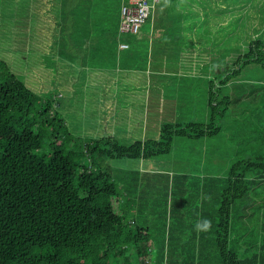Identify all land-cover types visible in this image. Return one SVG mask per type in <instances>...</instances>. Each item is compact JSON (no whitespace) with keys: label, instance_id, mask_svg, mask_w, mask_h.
Masks as SVG:
<instances>
[{"label":"trees","instance_id":"1","mask_svg":"<svg viewBox=\"0 0 264 264\" xmlns=\"http://www.w3.org/2000/svg\"><path fill=\"white\" fill-rule=\"evenodd\" d=\"M124 4L0 0L4 48L16 45L10 41L23 27L14 58L38 67L36 59L49 56L58 66L73 62L79 39L102 42L109 54L129 51L146 35L141 27L120 31ZM146 21L154 51L180 59L178 75L165 83L207 95L202 119L181 105L179 121L162 125L157 139L127 146L102 137L81 145L49 101L41 106L0 61V264H264V0H157ZM223 132L239 139L238 148L216 152V164L208 162L216 149L193 156L200 140ZM176 142L188 148L179 174L113 176L101 166L170 155ZM147 217L164 222L166 238L151 235ZM201 219L212 222L207 232L195 229Z\"/></svg>","mask_w":264,"mask_h":264},{"label":"rangeland","instance_id":"2","mask_svg":"<svg viewBox=\"0 0 264 264\" xmlns=\"http://www.w3.org/2000/svg\"><path fill=\"white\" fill-rule=\"evenodd\" d=\"M150 23L146 21L140 29L141 35H146V38H140L139 43L133 44L129 51H114L109 54L104 52V43L103 45L102 42H98V45L96 41L87 43L85 39L83 45L78 44L82 40L79 39L74 46L77 53L76 59H72L73 62L65 61L62 64L60 62L58 66L57 61L51 56L46 59L37 58L36 60L42 61L41 67L37 64L32 65L27 60H21V56L14 58V54L20 55L22 51V43L25 40L23 27H20L19 35L10 41L16 44L14 50V46L6 45L4 48L6 42L4 25H0V61L5 59L7 67L41 97L43 102L41 106L48 107L44 102L49 101L50 113H57L63 118L65 128L72 135L73 141L81 145L102 137L116 138L122 145L127 146L136 141L157 139L162 125L179 121L182 113L181 105L189 107L188 111L192 118L202 119L206 110L207 95L202 88H198L196 94L190 92L192 88H186V92H190L186 95L182 91L183 88L178 85L169 87L165 83L170 76L180 71L178 70L181 66L180 59L175 60L172 56L157 54L154 51V44L148 41L147 36L151 29ZM124 37L125 35L122 36ZM3 51L7 52L6 56L2 54ZM160 52L168 54L166 49H160ZM89 58L90 68H82L83 59L87 62ZM52 59L54 62L51 68L46 62L51 64ZM92 59L95 63H92ZM100 63L104 65L102 71L97 70L101 68L98 65ZM66 66L69 68L66 69ZM185 95L186 101H183ZM194 95H197L199 104L197 107L193 105L196 100L193 98ZM252 121L255 122L256 119L252 118ZM227 137L223 132L215 138L200 140L203 144V148L197 149L200 155L195 150L193 156L202 159L205 150L212 152L216 149L215 155L212 154L213 158L208 161L216 164L218 162L216 152H221L228 146L238 148L240 145L238 138L227 139ZM187 149L176 142L170 155L154 156L144 160L108 159L101 166L106 167L113 176L130 170L179 174L181 166H185ZM202 164L203 162L200 168ZM197 167L199 168V165ZM147 219L149 226H153L150 230L152 236L167 237L164 222L155 217H147ZM133 220L137 226L143 225L135 216ZM165 223L167 225V219ZM152 249L151 256L154 255L156 246ZM134 264L139 262L135 259ZM141 264L149 263L146 261Z\"/></svg>","mask_w":264,"mask_h":264},{"label":"built area","instance_id":"3","mask_svg":"<svg viewBox=\"0 0 264 264\" xmlns=\"http://www.w3.org/2000/svg\"><path fill=\"white\" fill-rule=\"evenodd\" d=\"M157 0H127L121 10L120 31L124 33H137L153 14Z\"/></svg>","mask_w":264,"mask_h":264},{"label":"clouds","instance_id":"4","mask_svg":"<svg viewBox=\"0 0 264 264\" xmlns=\"http://www.w3.org/2000/svg\"><path fill=\"white\" fill-rule=\"evenodd\" d=\"M202 199H207L210 200L211 197H203ZM212 225V222L208 219H201L199 221H197L196 225H195V229L198 232H207L208 230H210Z\"/></svg>","mask_w":264,"mask_h":264},{"label":"water","instance_id":"5","mask_svg":"<svg viewBox=\"0 0 264 264\" xmlns=\"http://www.w3.org/2000/svg\"><path fill=\"white\" fill-rule=\"evenodd\" d=\"M216 72H218V70Z\"/></svg>","mask_w":264,"mask_h":264}]
</instances>
